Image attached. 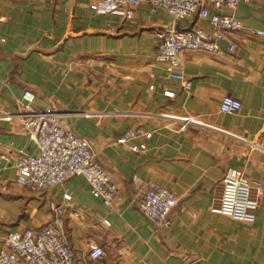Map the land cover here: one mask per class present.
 <instances>
[{"label": "crops", "instance_id": "1", "mask_svg": "<svg viewBox=\"0 0 264 264\" xmlns=\"http://www.w3.org/2000/svg\"><path fill=\"white\" fill-rule=\"evenodd\" d=\"M97 1L0 0V249L7 233L58 219L74 264H264V194L252 224L210 212L230 170L264 188V0L220 11L242 24L228 35L232 53L182 51L174 71L156 61L154 33L206 22L174 23L146 7L131 20L97 15ZM26 90L88 141L117 186L111 208L82 177L36 192L16 184L20 152L36 154L11 117ZM225 96L240 102L238 112H220ZM129 132L134 138L117 142ZM151 184L178 199L168 230L137 210ZM92 247L104 255L92 259Z\"/></svg>", "mask_w": 264, "mask_h": 264}, {"label": "built area", "instance_id": "2", "mask_svg": "<svg viewBox=\"0 0 264 264\" xmlns=\"http://www.w3.org/2000/svg\"><path fill=\"white\" fill-rule=\"evenodd\" d=\"M255 0H98L90 6L97 15H113L124 20L133 19L140 7L151 11L165 12L176 23L196 18L207 27H193L190 31L175 29L159 30L154 33L157 41L155 59L167 64L173 71L179 67L182 51L204 52L215 55L232 53L235 46L228 35L242 29L241 22L232 15L220 13L222 9H234L240 4H250ZM262 35V33H258ZM171 79L184 81L172 72ZM185 89L191 87L184 82ZM168 97L173 93L166 92ZM35 96L30 90L23 92L21 109L11 117L22 123L23 130L36 150L35 155L20 152L16 167V184L31 191H43L64 184L70 177H82L90 194L111 208L117 196V186L97 163L88 141L66 126V117L52 109H43L35 104ZM241 108L238 100L225 96L219 103L221 113L234 114ZM129 132L117 140L124 143L134 138ZM146 138L150 134L145 135ZM145 145L133 146L131 150H144ZM222 193L217 206L210 212L230 220L252 224L258 208L257 196L264 194L263 186L255 180H248L228 171L222 178ZM68 200L69 196L64 195ZM178 205L175 194L162 186L151 184L144 190L137 205L138 212L157 230L170 228L169 215ZM51 209H54L53 207ZM104 225L109 226L107 221ZM60 220L38 230H14L6 234L0 249V264H74L72 253L65 237L57 230ZM104 255L103 250L92 247V259Z\"/></svg>", "mask_w": 264, "mask_h": 264}, {"label": "water", "instance_id": "3", "mask_svg": "<svg viewBox=\"0 0 264 264\" xmlns=\"http://www.w3.org/2000/svg\"><path fill=\"white\" fill-rule=\"evenodd\" d=\"M191 30V27L186 29V30H179L180 32H186V31H190ZM194 264H198V263H194Z\"/></svg>", "mask_w": 264, "mask_h": 264}]
</instances>
